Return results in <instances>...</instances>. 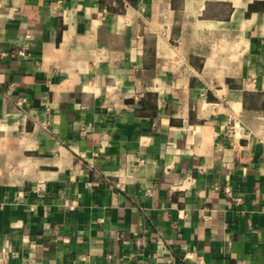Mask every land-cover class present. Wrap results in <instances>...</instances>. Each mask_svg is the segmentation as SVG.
Returning a JSON list of instances; mask_svg holds the SVG:
<instances>
[{
  "label": "crops",
  "instance_id": "0c3cea01",
  "mask_svg": "<svg viewBox=\"0 0 264 264\" xmlns=\"http://www.w3.org/2000/svg\"><path fill=\"white\" fill-rule=\"evenodd\" d=\"M0 264H264V0H0Z\"/></svg>",
  "mask_w": 264,
  "mask_h": 264
},
{
  "label": "built area",
  "instance_id": "2783aa9c",
  "mask_svg": "<svg viewBox=\"0 0 264 264\" xmlns=\"http://www.w3.org/2000/svg\"><path fill=\"white\" fill-rule=\"evenodd\" d=\"M18 55L19 56H23L24 55V52L23 51H20V52H18Z\"/></svg>",
  "mask_w": 264,
  "mask_h": 264
}]
</instances>
